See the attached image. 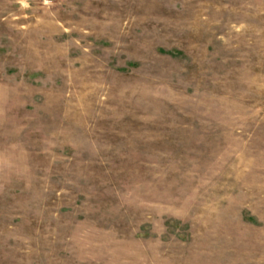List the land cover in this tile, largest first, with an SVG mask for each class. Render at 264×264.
I'll return each instance as SVG.
<instances>
[{
  "label": "rangeland",
  "instance_id": "374dc122",
  "mask_svg": "<svg viewBox=\"0 0 264 264\" xmlns=\"http://www.w3.org/2000/svg\"><path fill=\"white\" fill-rule=\"evenodd\" d=\"M0 264H264V0H0Z\"/></svg>",
  "mask_w": 264,
  "mask_h": 264
}]
</instances>
